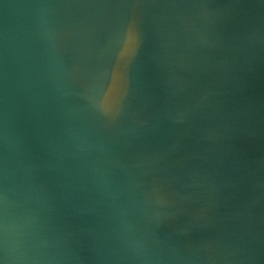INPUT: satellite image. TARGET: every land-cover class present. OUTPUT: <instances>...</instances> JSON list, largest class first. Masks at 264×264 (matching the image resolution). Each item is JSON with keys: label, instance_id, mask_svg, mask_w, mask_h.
I'll return each instance as SVG.
<instances>
[{"label": "water", "instance_id": "obj_1", "mask_svg": "<svg viewBox=\"0 0 264 264\" xmlns=\"http://www.w3.org/2000/svg\"><path fill=\"white\" fill-rule=\"evenodd\" d=\"M0 193L52 264H264V0H0Z\"/></svg>", "mask_w": 264, "mask_h": 264}, {"label": "clouds", "instance_id": "obj_2", "mask_svg": "<svg viewBox=\"0 0 264 264\" xmlns=\"http://www.w3.org/2000/svg\"><path fill=\"white\" fill-rule=\"evenodd\" d=\"M26 203L23 197L9 200L0 193V250L10 264H52V250L61 241L41 231L39 216Z\"/></svg>", "mask_w": 264, "mask_h": 264}]
</instances>
